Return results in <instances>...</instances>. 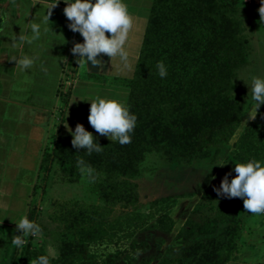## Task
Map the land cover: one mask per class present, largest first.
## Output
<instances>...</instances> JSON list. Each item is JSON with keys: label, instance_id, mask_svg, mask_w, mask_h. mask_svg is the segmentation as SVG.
Segmentation results:
<instances>
[{"label": "rangeland", "instance_id": "obj_1", "mask_svg": "<svg viewBox=\"0 0 264 264\" xmlns=\"http://www.w3.org/2000/svg\"><path fill=\"white\" fill-rule=\"evenodd\" d=\"M132 1L123 0L132 10L136 5V10L140 9L138 14H141V19L147 21L153 0H142V4L136 0L130 6ZM237 16L242 20L243 35L247 40L246 63L235 71L232 78L234 88L229 94L240 105L243 114L227 145L214 156L195 158L189 162H163L155 155H147L141 163L144 169L129 180L135 184L132 189L125 190L117 173L111 171L113 177L107 179L110 186L99 192L87 178L90 172L74 167L67 159L64 154L67 142H57L55 137L70 134L71 128L65 119L71 113L68 109L69 94L79 77L76 65L78 54H72L71 61L63 62L55 85V98L47 102V106L28 102L31 107H38V110L30 112L32 141L27 134L26 146L19 157L21 165L32 172L26 180L28 186L24 192L16 191L9 186L13 181L8 171L0 173V201L6 198L11 202L18 200L20 206L15 212L21 213L19 217L11 210H0V216H15L0 221V264H7L12 252L19 253L25 244L24 236H14L18 230L16 223L23 217H28L36 225L30 244L35 257L28 258L27 264H32L40 255L60 259L58 264H63L73 260L79 244L98 261L110 253L123 260H131L135 255L130 243L140 240L152 242L154 233L144 232L143 229L149 225H159L160 216L166 209L163 205L150 207L149 202L168 195L183 197L178 198L170 209L173 224L169 236L159 249L150 252L149 264H157L163 257H182L188 264H206L223 247L229 251L223 254L222 264H264V213L251 214L244 209L242 198L215 196L217 192L214 190L220 186L225 173L235 167V163L250 159L264 162V116L255 135L257 142L252 144V148L238 144L243 129L264 108V104H261L255 111L250 93L252 77L264 76V5L261 0H239ZM144 31L145 28L142 29V37ZM82 39L81 35L80 43ZM134 68L127 70L122 78L107 75L88 77L87 80L102 84L104 89H117L110 98L121 100L127 106L129 81ZM96 97L85 101L87 109L83 111L87 114L82 115V119L88 120L90 101ZM72 113L77 122L80 116L74 111ZM86 125L83 126L88 127L86 130L95 139L110 140L96 132L91 125ZM256 147L259 149L257 153L254 152ZM101 150L104 152V149L97 152L103 156ZM50 155L52 160L48 164ZM105 167L92 166L91 169L93 173L105 174ZM45 173L47 177L43 181ZM28 175L25 172L22 174ZM235 175V172H231L229 180ZM206 189L208 193L204 195ZM124 190L135 195L134 203L121 199ZM98 224H101L100 228ZM92 231L96 232V237L87 238L85 233Z\"/></svg>", "mask_w": 264, "mask_h": 264}, {"label": "trees", "instance_id": "obj_2", "mask_svg": "<svg viewBox=\"0 0 264 264\" xmlns=\"http://www.w3.org/2000/svg\"><path fill=\"white\" fill-rule=\"evenodd\" d=\"M238 3L239 0H153L129 81L127 106L137 117L130 133L131 142L120 144L116 140L94 138L104 149L102 156L96 150L76 149L71 143L72 136L55 137L57 142H67L64 154L74 167L88 171L89 167L106 165L105 174L91 171L87 175L99 192L110 186L107 179L112 176L111 171L117 173L125 190L135 187L129 180L144 169L141 163L147 155H155L163 162H189L214 156L227 145L243 114L229 94L234 88L235 71L246 63L247 40L242 20L237 16ZM161 67L164 76L159 74ZM263 116L264 108L243 129L240 146L252 148L257 142L255 135ZM258 150L256 147L254 152ZM51 160L52 155L48 164ZM46 177L45 173L43 181ZM125 190L121 199L134 203L135 195ZM207 193L208 189L204 195ZM180 197L183 195H168L149 202L150 207L163 205L166 209L159 225L143 229L154 233L152 242L130 243L135 255L131 260L110 253L98 261L79 244L73 255L75 261L63 264H149L150 252L159 249L169 236L173 224L169 211ZM19 234L25 237V244L19 253L12 252L7 264H27L28 258L35 257L30 249L31 233L17 230L14 236L17 238ZM85 236L95 238L96 232H86ZM228 251L223 247L206 264H222L223 254ZM48 259L51 264L60 260ZM157 264L188 262L182 257H163Z\"/></svg>", "mask_w": 264, "mask_h": 264}, {"label": "crops", "instance_id": "obj_3", "mask_svg": "<svg viewBox=\"0 0 264 264\" xmlns=\"http://www.w3.org/2000/svg\"><path fill=\"white\" fill-rule=\"evenodd\" d=\"M133 2L136 3V0L130 6ZM138 2L142 4V0ZM65 6L64 0H0V173L8 171L14 183L9 186L16 191L24 192L28 186L26 180L32 173L30 168L21 165L19 161L22 149L26 146L27 134L30 139L33 126L30 112L38 110L37 106L31 107L28 102L47 106V102L55 98V85L63 62L71 61V49L75 43H80L81 34L68 27L70 21L64 14ZM135 7L133 5V10L128 8L132 14V24L124 34L123 46L128 53L125 60L122 61L118 54L108 57L103 53L98 54L101 62L96 66L77 60L79 77L69 94L68 109L71 113L65 119L71 129L74 130L77 123L90 126L88 120L81 118L87 114L83 111L87 109L85 101L93 96L110 98L117 90L104 89L102 84L88 81V77L108 75L122 78L127 70L135 67L142 42V29L147 22L141 19V14H138L140 9L136 10ZM32 23L39 25V35L32 32ZM106 35L109 33L106 32ZM25 58H31L32 63L22 70V60ZM73 111L80 116L77 122ZM63 136L71 134L65 133ZM23 172L29 175L22 176ZM0 202V210L4 211L15 212L20 206L18 200L11 202L6 198ZM15 214L21 216V213ZM8 217L0 216V221Z\"/></svg>", "mask_w": 264, "mask_h": 264}, {"label": "clouds", "instance_id": "obj_4", "mask_svg": "<svg viewBox=\"0 0 264 264\" xmlns=\"http://www.w3.org/2000/svg\"><path fill=\"white\" fill-rule=\"evenodd\" d=\"M65 16L70 21L68 27L78 31L83 39L82 43H75L71 49L73 54H78V59L85 64L96 66L101 60L98 54L108 57L119 55L125 60L128 53L124 48V34L132 24V14L123 0H64ZM264 5V0H261ZM261 8V7H260ZM51 10V9H50ZM50 10L46 14L49 20ZM32 32L39 35V25L32 23ZM106 32L109 35H106ZM32 63L31 58L22 60V70L27 69ZM161 76L166 73L160 68ZM251 99L255 103V111L264 104V76H253L250 85ZM89 124L111 141L120 144L131 142L130 133L136 125V115L129 110L126 104L115 98L97 97L90 101ZM72 136V145L76 149H86L88 152L103 148L94 139L93 134L77 123L74 130L69 129ZM91 173L92 169L89 167ZM231 172L236 175L229 180ZM94 179V177H93ZM214 179V177H213ZM217 195L228 198L239 197L243 200V207L248 212L264 213V162L250 159L244 163H235V167L220 181V186L214 189ZM20 232L35 234L36 225L28 217H23L16 223ZM32 264H49L46 255H40Z\"/></svg>", "mask_w": 264, "mask_h": 264}]
</instances>
